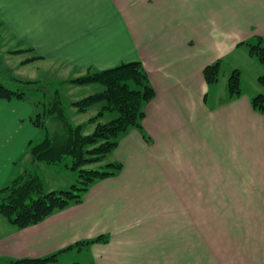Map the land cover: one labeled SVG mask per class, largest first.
<instances>
[{"label":"crops","instance_id":"0c3cea01","mask_svg":"<svg viewBox=\"0 0 264 264\" xmlns=\"http://www.w3.org/2000/svg\"><path fill=\"white\" fill-rule=\"evenodd\" d=\"M254 35L264 0H0L5 56L79 74L141 61L155 89L149 138L132 128L112 154L121 172L38 224L0 223V262L60 252L55 264H264V113L257 92L210 100L204 77L236 54L260 67L245 49ZM33 106L0 98V188L39 135Z\"/></svg>","mask_w":264,"mask_h":264},{"label":"trees","instance_id":"16d2710c","mask_svg":"<svg viewBox=\"0 0 264 264\" xmlns=\"http://www.w3.org/2000/svg\"><path fill=\"white\" fill-rule=\"evenodd\" d=\"M245 44L250 55L264 63V37L254 35ZM221 67V61H217L204 69L208 84L219 80ZM259 81L264 84V74L259 76ZM68 82L81 86L100 84L103 88L73 101L72 105L78 112L85 113L100 103L103 106L89 119L88 122L96 126L88 133L87 123L75 124L68 117L58 89L52 91L47 100L35 102L36 110L31 120L40 132L44 131V138L39 142L36 139L30 142L16 163L13 177L0 188V216L19 229L38 224L57 210L81 203L84 194L96 181L117 176L123 165L118 160L108 158L112 156L121 137L130 129L136 128L144 137L149 138L144 131L143 119L145 107L154 98L155 89L141 61L121 63L101 71L88 69L70 78ZM13 84L14 87H10L0 81V98L25 99L28 90L40 87L37 80L23 82L16 79ZM41 88H45L47 93L51 91L47 86ZM229 91L230 97L242 93L241 71L238 68L229 79ZM251 104L254 110L264 113V93L254 95ZM40 106L42 109H39ZM108 113L117 114L109 121L102 122ZM40 162L64 164L77 172V183L65 189L46 190L37 170ZM107 240V237H98L69 248ZM59 254L10 259L8 264H55Z\"/></svg>","mask_w":264,"mask_h":264},{"label":"rangeland","instance_id":"374dc122","mask_svg":"<svg viewBox=\"0 0 264 264\" xmlns=\"http://www.w3.org/2000/svg\"><path fill=\"white\" fill-rule=\"evenodd\" d=\"M4 34H7L5 29L2 28ZM1 47L3 44H0ZM247 50V46H245ZM5 50H8V45L6 44ZM15 50V49H13ZM5 51H0L1 53ZM241 53V52H239ZM2 56L0 64V81L6 82V85L14 87L13 82L16 79L20 81H38L40 87L34 90H28V94L24 101L28 104H35V102L47 100L52 91H59L60 97L64 103L66 112L71 121L75 124L87 123V132L90 133L94 130L96 124L89 123V119L94 117L99 110L102 108L103 104H96L89 108L85 113L78 112L75 106L72 105L73 101L84 98L92 93L102 90L100 84H89V85H75L69 83L68 80L72 77L80 75L79 73H74L69 71L65 66L53 65L46 62L45 65L39 64L37 60L33 57L32 53H18L16 56ZM240 54L234 56L233 60H226L223 62L221 67L220 78L212 86V93L210 95V100H222L230 96L229 91V79L235 69L241 71V86L246 92H263L264 84L259 81V76L264 74V63L257 62L260 67L252 65V63L245 61ZM255 59V58H253ZM255 61V60H254ZM257 61V60H256ZM237 66V67H236ZM258 73L256 71L258 70ZM41 86H47L50 88V92L47 93ZM36 109V106H33ZM39 109H42L40 106ZM117 113H108L101 121L107 122ZM42 131V130H41ZM42 133V135H41ZM44 138V131L40 132L36 142L41 141ZM113 156H109L108 160H112ZM37 170L44 182L46 190L55 189H65L71 187L73 184L77 183V172L69 169L64 164H47L45 162H40L37 164ZM2 221V222H1ZM8 223L4 218L0 216V223ZM81 262H85V256L80 257ZM0 264H4L0 262Z\"/></svg>","mask_w":264,"mask_h":264}]
</instances>
